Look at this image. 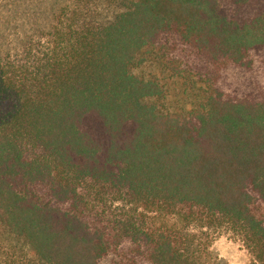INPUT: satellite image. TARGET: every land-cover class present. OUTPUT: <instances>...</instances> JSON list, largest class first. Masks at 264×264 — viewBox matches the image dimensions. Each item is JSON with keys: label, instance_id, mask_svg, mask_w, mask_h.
<instances>
[{"label": "trees", "instance_id": "obj_1", "mask_svg": "<svg viewBox=\"0 0 264 264\" xmlns=\"http://www.w3.org/2000/svg\"><path fill=\"white\" fill-rule=\"evenodd\" d=\"M2 7L0 264H264V0Z\"/></svg>", "mask_w": 264, "mask_h": 264}, {"label": "rangeland", "instance_id": "obj_2", "mask_svg": "<svg viewBox=\"0 0 264 264\" xmlns=\"http://www.w3.org/2000/svg\"><path fill=\"white\" fill-rule=\"evenodd\" d=\"M10 2V0H8ZM5 0H0V16ZM12 9V6H10ZM2 23L0 21V33ZM213 254L222 264H249L252 257L243 244L229 233L218 236L211 245ZM119 259L114 254H108L101 258L99 264H118Z\"/></svg>", "mask_w": 264, "mask_h": 264}]
</instances>
